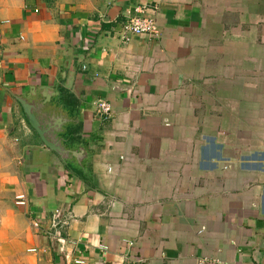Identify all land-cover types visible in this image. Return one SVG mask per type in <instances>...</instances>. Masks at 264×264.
Returning a JSON list of instances; mask_svg holds the SVG:
<instances>
[{
	"label": "crops",
	"instance_id": "obj_1",
	"mask_svg": "<svg viewBox=\"0 0 264 264\" xmlns=\"http://www.w3.org/2000/svg\"><path fill=\"white\" fill-rule=\"evenodd\" d=\"M199 263L264 264V0H0V264Z\"/></svg>",
	"mask_w": 264,
	"mask_h": 264
},
{
	"label": "built area",
	"instance_id": "obj_2",
	"mask_svg": "<svg viewBox=\"0 0 264 264\" xmlns=\"http://www.w3.org/2000/svg\"><path fill=\"white\" fill-rule=\"evenodd\" d=\"M145 12L146 8L144 6H136L131 13L127 14L121 24L119 38L122 43H128L133 37L143 36L148 39H154L158 36L153 18L146 16ZM94 108L95 113L103 120L109 119L112 115L111 106L104 101H97L94 104ZM14 203L16 206H24L26 203L25 196L22 194L17 195ZM55 225L56 224L53 223V227H55ZM34 226L36 227L35 224Z\"/></svg>",
	"mask_w": 264,
	"mask_h": 264
},
{
	"label": "water",
	"instance_id": "obj_3",
	"mask_svg": "<svg viewBox=\"0 0 264 264\" xmlns=\"http://www.w3.org/2000/svg\"><path fill=\"white\" fill-rule=\"evenodd\" d=\"M24 115L26 116L29 126L36 132L41 142L52 152L58 154L63 159H68L70 152L65 150L61 142L51 135L53 130L50 125H43L35 115V109L24 101H20Z\"/></svg>",
	"mask_w": 264,
	"mask_h": 264
}]
</instances>
